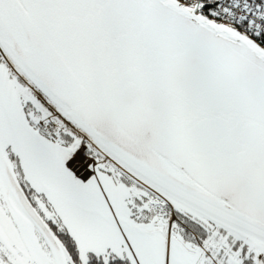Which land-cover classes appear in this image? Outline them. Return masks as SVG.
<instances>
[{"label": "snow or ice", "instance_id": "1", "mask_svg": "<svg viewBox=\"0 0 264 264\" xmlns=\"http://www.w3.org/2000/svg\"><path fill=\"white\" fill-rule=\"evenodd\" d=\"M0 264H264V0H0Z\"/></svg>", "mask_w": 264, "mask_h": 264}]
</instances>
